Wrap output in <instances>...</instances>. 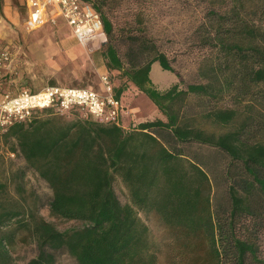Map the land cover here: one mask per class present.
Returning <instances> with one entry per match:
<instances>
[{"label":"trees","instance_id":"trees-1","mask_svg":"<svg viewBox=\"0 0 264 264\" xmlns=\"http://www.w3.org/2000/svg\"><path fill=\"white\" fill-rule=\"evenodd\" d=\"M83 1L101 15L108 38L103 51L108 72L118 71L125 78L116 88L117 97L122 99L131 84L146 94L164 119L126 132L116 125L52 115L48 117L65 123L37 120L9 129L28 164L51 186L52 213L87 224L61 234L40 221L33 231L38 253L26 264H55L52 248L64 246L79 264H264V145L237 142V134L214 138L181 122L168 103L183 92L175 86L163 93L152 82L154 63L175 70L143 22L121 26L111 7L116 0ZM222 3L204 13L195 29L196 49L220 69L244 68L260 85L224 117L245 132L264 119V0ZM22 10L26 12L24 6ZM189 91L205 92L195 85ZM189 149L214 150L228 160L222 177L214 178L212 204L210 194H205L212 173L209 159ZM116 177L127 186L133 205L156 207L165 223L184 230L188 238L193 240L189 234L205 228L207 254L189 255L191 241L165 249L151 239L135 208L123 206L117 198ZM20 217L0 181V264H16L12 251L19 230L14 223Z\"/></svg>","mask_w":264,"mask_h":264},{"label":"rangeland","instance_id":"rangeland-1","mask_svg":"<svg viewBox=\"0 0 264 264\" xmlns=\"http://www.w3.org/2000/svg\"><path fill=\"white\" fill-rule=\"evenodd\" d=\"M222 2L225 0H116L111 7L121 26L143 22L147 34L159 50L168 56L175 73L164 70L157 62L152 66L151 79L163 93L175 86L183 92L182 96L168 103L181 122L214 138H230L237 134L240 136L237 142L264 145V119L251 124L245 132H239L233 120L224 121V117L230 115L260 85L245 74L244 68L220 69L196 49L195 29L207 8L221 6ZM22 8L21 0H2L0 3V44L8 47L11 55L9 64L0 69V97L7 93L16 95L24 90L36 92L54 86L101 91L100 76L109 71L103 55L107 36L103 38V44L102 41H95L87 47L78 46L71 38V30L61 19L29 30L26 27L27 14ZM111 78L117 89L125 83L124 76L118 71H113ZM192 85L201 86L205 92H190L189 86ZM125 89L122 94L125 106L122 128L126 132L136 130L141 123L164 119L146 94L131 84ZM52 115L68 120L89 119L98 123L86 118L79 110L61 113L47 109L36 112L31 122L19 124L29 125ZM9 129L0 134V181L7 186L21 216L14 223L19 230V240L12 251L15 263L26 264L38 253L33 231L40 221L51 225L61 234L87 224L52 213L54 193L51 186L28 164L21 152L19 140L8 133ZM197 150L188 151L209 159L212 173L205 194H210L212 204L214 178L222 177L228 160L214 150ZM114 191L123 206L135 208L138 218L148 226L151 239L163 245V248L183 246L191 241L194 243L191 245L193 253L186 251L189 255L207 254L205 228L196 234H189L192 240L184 230L165 223L156 207L140 209L133 205L128 188L119 177L114 182ZM52 249L55 264H79L67 247Z\"/></svg>","mask_w":264,"mask_h":264},{"label":"built area","instance_id":"built-area-1","mask_svg":"<svg viewBox=\"0 0 264 264\" xmlns=\"http://www.w3.org/2000/svg\"><path fill=\"white\" fill-rule=\"evenodd\" d=\"M26 9V27L38 29L61 19L77 42L87 47L106 37L100 13L94 5L83 0H21ZM11 61L9 48L0 44V69ZM101 91L92 88L48 87L36 92L24 90L5 94L0 99V134L19 123L31 122L36 112L53 109L66 113L79 110L86 118L101 124L122 127L125 106L116 95L110 73L100 76Z\"/></svg>","mask_w":264,"mask_h":264},{"label":"crops","instance_id":"crops-1","mask_svg":"<svg viewBox=\"0 0 264 264\" xmlns=\"http://www.w3.org/2000/svg\"><path fill=\"white\" fill-rule=\"evenodd\" d=\"M69 30H70V29H69ZM70 34H71V38L74 40V42H76V44H77L78 46H81V45L77 42V40L74 38L72 32H71ZM105 73H109L108 70H107ZM102 74H104V73H102ZM2 97H3V96H2ZM2 97H0V99H1ZM123 118H124V116H123ZM123 118H122V119H123ZM40 120H41V121H48V122H51V123H53V124H62V123H65V122H63V121H64L63 119H58V118L44 117V118H41Z\"/></svg>","mask_w":264,"mask_h":264}]
</instances>
